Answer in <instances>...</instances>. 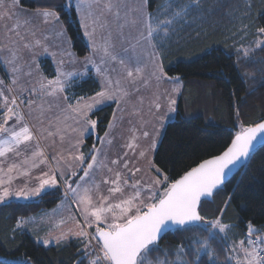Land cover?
<instances>
[{
	"label": "snow or ice",
	"instance_id": "1",
	"mask_svg": "<svg viewBox=\"0 0 264 264\" xmlns=\"http://www.w3.org/2000/svg\"><path fill=\"white\" fill-rule=\"evenodd\" d=\"M193 3L199 5L200 0H193ZM65 6L72 8L71 0H68ZM100 6L101 0H80L75 6V11L78 12V23L84 35L91 42V52L93 55H100V64L118 63L125 73L123 79L131 84H136L137 81L144 79V68L146 67V65L141 66L139 56L122 57L116 54L114 52L115 45L111 42V32L106 37H102L103 43H97L95 39L97 29L103 30L106 27V23L102 22V14L97 15L95 11ZM104 8L108 12L112 11L111 0L104 4ZM0 9H6L2 15L16 10L14 14L19 16V0H12L11 5H5L4 0H0ZM187 10V8H182L180 11L173 12L171 19L159 20L147 11V0H145L141 5L139 18L133 21V24H139L142 29L136 38V44L124 49L125 53L129 50L135 53L137 46H140L147 51L152 63L150 76L157 82L174 80L172 93H179V77L172 78L166 75L163 62L156 55L157 44L155 41L160 38V33L166 37L169 27L177 17L181 16V13H186ZM38 14L46 24L50 21L59 22L60 20L59 14L52 9H44ZM116 15L119 16L118 11ZM29 22L26 20L25 24ZM256 31L259 36H264V27H258ZM31 34L35 36L34 31ZM16 35L19 36L18 31ZM58 35L63 36L65 41L69 39L63 30ZM121 35L123 34L121 33ZM21 39L23 38L21 37ZM254 43L256 47L264 50V39H257ZM40 46V40L24 44V47L30 50ZM160 47H163V44ZM252 50L251 48H238L237 54L239 55L242 51L243 55L247 57ZM43 52H48L46 46L43 47ZM66 54L72 55L71 53ZM52 55L55 56V53ZM18 59L17 54L12 52L11 59L6 61V64L11 66L13 74L11 84L5 85V82L0 80V109H3V113L0 115V158H2L0 165L8 160L9 154L17 157L24 155L32 142L35 143V150L31 151L30 157H26L22 161L23 165L28 166L26 168L16 162L8 164L6 169L0 166V204L12 197L29 200L42 193L46 194L47 189H54L58 186L63 187L66 199L71 193L72 201L79 208L78 214L83 218L82 222L76 221L75 217H69L76 223V228L69 229L67 233L62 232L54 239L57 244L66 241L68 236H75L83 241L84 256L77 261V264H84L85 259L88 264H151L148 256L151 252L161 250L159 242L166 233L177 231L182 234L193 230L202 231L207 235L204 238L182 243L176 250L177 259L175 261L157 259L156 264H206L202 254L207 257L208 261H211V264H221L216 250L211 246L213 242H216L224 251L225 259L222 264H264V228H258L249 222L244 238L236 240L228 235L235 226L224 223L222 219L228 207L227 203L217 209L219 215L213 219L202 215L203 204L222 191L228 171L241 160L250 159V154L255 148L258 138L264 140V121L251 126L240 124V130L234 134L230 144L221 154L204 159L175 180H170L168 175L150 158L149 154L155 151L159 135V132L155 131L151 134L152 139L147 149L140 150L138 155L140 158L148 160L149 170L154 171L156 175L150 177L148 181L142 182L141 179H136V173L141 172L142 169L129 167L131 161L126 159L129 155L128 151L110 162L106 153H102V150L95 145L87 156L79 152V145L83 143L84 134L90 135L98 125V121L91 119L89 113L102 110V106H106L107 101H115L117 108H120L125 97L130 94L121 86L119 78L114 80L109 75L108 68L102 69L99 64H96V75L102 77L99 81L100 90L94 96L89 97L87 103H83L84 97H81L77 100L76 106L68 105L73 111L79 113L82 122L79 129H74V131H78L77 153L72 155L75 166L66 161L61 167L60 160L64 158L60 157V160H57L56 169L41 172L39 176L35 177L37 181L35 186L29 188L25 185L23 188L13 190L12 184L15 179L20 176L31 179L30 170L39 167V164L46 160L39 145V138L34 135L26 122L23 110L25 107L30 109L35 101L29 99L28 96L17 94L18 74L22 71V66L16 63ZM63 63L62 60L58 62L54 79L41 76L38 88L20 86V93L41 92L48 96L63 95L65 90L71 87L72 78L87 74V65L95 64V61L90 56L84 58L85 73L83 74L64 71L61 67ZM112 71L115 72L116 69L113 68ZM27 75L31 76V71ZM144 83L147 84L148 80L144 79ZM135 90L139 91V88ZM63 98L67 100V96ZM158 100L159 96H157ZM166 100L167 114L169 116L176 114L177 100L171 94L166 96ZM160 108L161 104L156 102V111L159 112ZM236 116L239 123V109L236 111ZM115 119L114 113L113 120ZM10 121L12 124L9 126ZM114 127L113 123H109V129ZM48 135L51 136L53 133L49 132ZM142 136L144 139H148L150 132L144 130ZM137 139L139 137L133 136L130 142L124 145L133 152V155L140 147L136 143ZM61 140H63V136H61ZM99 142L102 145L112 144L113 141L109 138L108 131L105 132V139L99 140ZM54 159L56 158L54 157ZM18 169L19 172H17ZM103 170H106L110 175L97 183L96 173ZM80 172L83 174L78 175ZM14 173L16 174L14 175ZM101 183L109 186L107 195L100 192ZM230 199L229 197V201ZM26 223L28 221L21 219L16 226L22 228ZM64 223L65 220L62 219L57 226ZM89 229H94V231L90 232ZM50 242L51 240L43 241L44 244Z\"/></svg>",
	"mask_w": 264,
	"mask_h": 264
},
{
	"label": "trees",
	"instance_id": "2",
	"mask_svg": "<svg viewBox=\"0 0 264 264\" xmlns=\"http://www.w3.org/2000/svg\"><path fill=\"white\" fill-rule=\"evenodd\" d=\"M67 1L20 0V3L29 9L56 11L69 34L73 50L78 56H85L90 48L78 23L77 12L74 6H65ZM169 1L151 0L150 9L162 12L167 4H174V0ZM234 1L205 0L206 7L203 4L197 6L193 0L178 1L177 6L181 8L191 5L190 13L186 12L190 19L188 22L176 20L173 22H177L175 26H170L174 34L163 50L164 65L169 75H177L184 81L185 88L177 116L167 124L155 155L156 165L170 180L178 179L204 159L226 149L240 130L237 109L244 126L264 120V50L259 47L253 49L254 40L250 42L244 37L251 27L253 34L258 27H264V0ZM192 16L205 19L201 22ZM238 48L253 50L245 57L242 51L237 54ZM99 88L98 79L90 74L76 82L71 91L73 96L86 97L95 94ZM114 110L112 103L93 113L92 116L98 119L100 135L107 130ZM92 138L93 135L87 140L91 142ZM62 198V189L55 188L33 201L0 204V264H77L83 258L84 243L80 239L45 245L16 226L19 218L51 209ZM225 203L228 207L223 214V222L235 226L228 234L230 238H244L249 222L264 228V144L251 153L245 166L218 195L203 204L202 215L208 219L215 218L219 215L217 209ZM206 235L199 230L182 234L171 231L159 242L161 250L151 252V258L161 257L171 262L165 250L174 252L182 243ZM211 246L222 264L224 251L216 242ZM174 255L175 252L171 254L172 257ZM202 258L206 264H211L203 254ZM84 264H88L87 259Z\"/></svg>",
	"mask_w": 264,
	"mask_h": 264
},
{
	"label": "rangeland",
	"instance_id": "3",
	"mask_svg": "<svg viewBox=\"0 0 264 264\" xmlns=\"http://www.w3.org/2000/svg\"><path fill=\"white\" fill-rule=\"evenodd\" d=\"M178 1L179 0H174V4L172 5L167 4L165 7H163V10H161L162 12H153L150 9L151 0H147V11L150 12L153 17H156L159 20H163L166 18L171 19L173 12H177L182 9L181 7L177 6L179 4ZM203 1L200 0L199 5L203 4V7H206L205 2ZM79 2L80 0H71V4L72 6H74V8ZM107 2L108 0H101V6L95 9L97 15L102 14V22L106 23L105 29H97L95 39L97 43H103L102 37H106L108 33L111 32V42L115 45L114 52L116 54L122 57H127L131 55L139 56L141 66L146 65V67L144 68V79L148 80L147 84L144 83V79L137 81L136 84H131L128 81L124 80V70L116 62H111L110 64H100V55L92 54L91 42L87 40L88 38L85 39L90 48L89 53L85 56H78L73 50L72 41L69 37L66 28L64 32L66 31L69 37L67 41H65L63 37L62 39H60L56 33L49 36L50 39H48L46 38V35L45 37L43 36V33L45 32L46 28L56 27V23L52 21L47 24L43 23V18L41 16H36L28 13L20 12V15L17 16L14 14L16 10L8 12L7 15H2L6 11V9H0V80H3L5 82V85L11 84L13 74L11 72V66L7 65L6 61L10 60L11 53L15 52L19 57L16 63L22 66V71L18 74L19 81L17 86V94L22 96H28L29 99L35 101V103L31 106L30 109L25 107L23 110L25 112L26 122L29 124L34 135L39 138L40 148L43 150L44 155L46 157L44 163H41L39 164V167L30 170L31 179L23 176H20L19 178L15 179L13 181V184L17 188L12 185L13 190L23 188L26 183H28L30 180H36L35 177L39 176L41 172L50 171V169H56L57 160H60V157L64 158L63 160H60L61 167L64 166L66 161L69 163H73V165L75 166L74 162L72 161V155L77 153L76 140L78 138V131H74V129H79L81 127L82 122L80 121L79 113L73 111L72 108L68 107V105L71 104L72 106H76L77 100H79V98L83 96H73L71 89L76 82H80L81 80L90 76V74L95 75L98 81H100L102 77H98L96 75V64H99L102 69L108 68L109 75L114 80L116 78H119L121 80V86L124 87L130 94L125 97L124 101L120 105V108H117L115 101L106 102V105L112 103L115 105L114 112L116 119L113 120L112 116V119L110 121V123H113L115 127L112 129H109L107 127L106 130L109 132V138H111L113 141L112 144L102 145L99 142V140L105 139V133L103 135H100L98 132L97 125L96 129L92 131L90 135L88 133L84 134L83 143L79 145V152H82L85 154V156H87L90 150L92 149L93 145H95L97 148H100L102 150V153H106L108 161L110 162L112 159H117L118 157H120L125 151H128L129 155L126 159H129L131 161L129 167H140L142 169L141 172L136 173V179H141L142 182H144L148 181L150 177L156 175L154 171L149 170L148 160L140 158L138 153L140 150L147 149L148 144L152 139L151 134L155 131H158L159 135L157 137L155 151L149 154L150 158L155 163L156 151L160 145L166 126L177 116V113L172 114L170 116L167 114L166 96L169 94L173 95V97L177 100L176 107L178 108L181 95L185 88V84L179 76L169 75L165 69L163 50L164 48H166L170 36L165 37L163 33L159 34L160 38L155 41V43L157 44L156 55L161 58L165 73L168 77H179V93H172V88L174 87L175 83L174 80H163L157 82L154 78L150 76V73L152 71V63L148 52L145 51L143 48L137 46L135 53H133L131 50H129V52L127 53L124 52L125 48H129L130 45L136 44V38L139 35V31L142 30L141 26L139 24H133V21L139 18L141 5L145 2V0H111V4L113 5V9L111 12L106 11L104 8V4H106ZM234 2L236 3L237 0H235ZM178 8L181 9L178 10ZM187 9L188 13H190L189 7ZM27 10L29 9L27 8ZM117 11L119 12L118 17L116 15ZM188 13H181V16L177 17L176 20H179L181 22H188L190 19V17L187 18V15H189ZM245 16H247V19H249L248 14H245ZM193 17L194 16H192L191 18ZM204 19L205 18H202L200 20L198 18L196 20H200L202 22L204 21ZM26 20L30 22L25 24ZM190 22L192 21L190 20ZM176 23H173L172 25L175 26ZM17 25H19V27H16ZM122 25L123 27H121ZM36 28L41 29V32L38 33L36 31ZM17 31L19 32V36L16 35ZM33 31L35 32V36L32 35L29 37V34ZM121 33L123 35H121ZM253 33L254 29L253 27H251L249 32L244 37L250 42L253 40L256 41L257 39H264V36H259L257 32L256 34ZM21 37L23 39H21ZM35 40L41 41L40 47H37L32 50L24 47V44L33 43ZM254 41L252 43L253 49L256 48ZM161 44H163L164 46L160 47ZM45 46L48 48V50H50V52L53 51V53H55V61L42 57L44 53L43 47ZM71 51L73 52L74 56H69L66 54L71 53ZM86 56H90L92 60L95 61V64L89 63L87 65V74L83 75L82 77L74 76L72 78V81H70L71 87L67 88L63 95L48 96L44 95L41 92L31 94L20 93V86H23L24 88H38V82L41 76L47 77L48 79H54L56 75L55 69L57 67L58 62L61 60L64 62L61 65L64 71L78 72L82 74L85 73V65L83 61ZM113 68L116 69L115 72L112 71ZM29 71H31L32 73L31 76L27 75ZM136 88H139V91H136ZM64 96H67V100L63 98ZM92 96H94V94L84 97L83 103L89 102L88 98ZM157 96H159L158 101ZM156 102H159L161 104L159 112H157L155 109ZM94 112L95 111L90 112L89 116L91 119H95L98 121V119L92 116ZM2 113L3 109H0V115H2ZM11 124L12 121L9 122V126ZM237 124L240 128V124L242 123L240 121L239 123L237 122ZM144 130L150 132V136L148 139H144L142 136V132ZM49 132L53 133V135L49 136ZM91 135H93V138L92 141L89 142L87 139ZM61 136H63V140H61ZM133 136L139 137L136 143L140 145V147L136 149L135 155H133V152L131 150L124 147V145L130 142ZM33 150H35L34 142L29 145V148L27 151L24 152V155L17 157L13 156L12 154H9L8 160L0 166L6 169L8 164L16 162L17 164H21L22 167L26 168L28 166L23 165L22 161L26 157H30L31 151ZM54 157L56 159H54ZM37 161H39V158H37ZM65 170L67 171V169ZM19 171L20 170L18 169L17 172ZM15 174L16 173H14V175ZM82 174V172L78 173V175ZM109 175L110 174L107 173L106 170L97 171L95 177L96 182L100 183L103 178H106ZM108 187V185L101 183L100 192L104 195H107ZM57 188L62 189V200L57 204L56 207L50 210H45V212H43V214L38 217V219H31L30 221L31 226L36 227L37 231H44L43 236L39 237V240L41 241L40 238L44 240H51V242L48 244L56 243L54 238L60 233H67L69 229L74 230L76 228V223L73 220L69 219V217H75V220L79 222H82L83 219L78 214L79 208L76 207L75 203L71 199V193L68 194V198L66 199L64 196L63 187L58 186ZM50 190L52 189H47L46 192ZM42 195L43 193L40 196ZM93 195L95 196L96 194L94 193ZM40 196L33 197L29 200L17 197H12L8 200L19 199L28 202L36 200ZM62 219L65 220V223L59 225L58 227L57 225ZM256 227L263 228L260 226ZM89 231H94V229H89ZM71 239L78 238H76L75 236H68L66 241ZM233 239L235 238L233 237ZM165 252L167 253L166 256L169 257L171 261H175L177 259L176 251H174V257L171 256V254H173L174 252L166 250ZM157 259L165 260L161 257ZM157 259H152L151 253L148 256V260L151 261V264H156Z\"/></svg>",
	"mask_w": 264,
	"mask_h": 264
},
{
	"label": "crops",
	"instance_id": "4",
	"mask_svg": "<svg viewBox=\"0 0 264 264\" xmlns=\"http://www.w3.org/2000/svg\"><path fill=\"white\" fill-rule=\"evenodd\" d=\"M4 3H5V5H11V3H12V0H4ZM29 9V8H28ZM18 10H20V12L21 13H28V14H32V15H36V16H40L38 13L40 12V11H42V10H44V9H29V10H27V8L26 7H24V6H22L21 5V3H20V0H19V9ZM54 23H56V27H49V28H46L45 29V32L43 33V36L45 37V35H46V38H48V39H50L49 38V36H51V35H53V34H59L62 30L64 31L65 30V25L63 24V22H62V20L60 19L59 20V22H54ZM36 31L38 32V33H40L41 32V29H39V28H36ZM65 33H66V35H67V32L65 31ZM48 34V35H47ZM84 34V33H83ZM171 34L173 35L174 34V31H172L171 30V27L169 28V31H168V34H167V36H171ZM163 35V34H162ZM30 36H32V34L30 33L29 34V37ZM58 37L60 38V39H62V37L63 36H60V35H58ZM67 37H68V35H67ZM84 37L87 39V37L84 35ZM64 38V37H63ZM69 38V37H68ZM170 38V37H169ZM85 39V40H86ZM88 40V39H87ZM52 53H53V51L52 52H50V50H48V52L47 53H43V56L42 57H44V58H48V59H50V60H52V61H55V58H54V56L52 55ZM71 56H74L73 55V52L71 51ZM93 73V72H92ZM115 111V110H114ZM115 113V112H114ZM113 113V114H114ZM112 119V118H111ZM36 183H37V181L36 180H30L28 183H26V185L29 187V188H31V187H33V186H35L36 185ZM14 187H16L14 184H12ZM17 188V187H16ZM11 201H25V200H19V199H12V200H8V201H6L5 203H8V202H11ZM57 206V205H56ZM56 206H54V207H56ZM53 207V208H54ZM52 209V208H51ZM46 210H50V209H46ZM43 212H45V210H43V211H41V212H39V213H37V214H34V215H29V216H26V217H21V218H19V220H21V219H23V220H25V221H28V223H26L22 228H19V229H21V230H23V231H26V232H28V233H30V234H32V235H34L35 237H36V240L39 242V243H42V244H44L42 241H44V239H42V238H40L41 239V241L39 240V237H42L43 236V234H44V231H42V232H39V231H37L36 230V227H33V226H31V224H30V221H31V219H38V217H40L42 214H43ZM18 220V221H19ZM53 244H55V243H53ZM45 245H50V244H45Z\"/></svg>",
	"mask_w": 264,
	"mask_h": 264
},
{
	"label": "water",
	"instance_id": "5",
	"mask_svg": "<svg viewBox=\"0 0 264 264\" xmlns=\"http://www.w3.org/2000/svg\"><path fill=\"white\" fill-rule=\"evenodd\" d=\"M262 121H264V120H262ZM262 121H260V122H262ZM264 144V140H261L260 138H258V141L257 142H255V148L253 149V151L256 149V148H258L259 146H261V145H263ZM252 151V152H253ZM222 153V152H221ZM220 153V154H221ZM219 155V154H218ZM251 155V154H250ZM209 158H211V157H209ZM209 158H207V159H209ZM249 160V159H248ZM248 160H241L240 162H238L234 167H232L231 168V170L230 171H228V173H227V178H226V181H225V184L233 177V176H235L244 166H245V164L247 163V161ZM179 179V178H178ZM224 184V185H225ZM223 185V186H224ZM211 200V199H210ZM167 234V233H166ZM165 234V235H166ZM164 235V236H165Z\"/></svg>",
	"mask_w": 264,
	"mask_h": 264
}]
</instances>
